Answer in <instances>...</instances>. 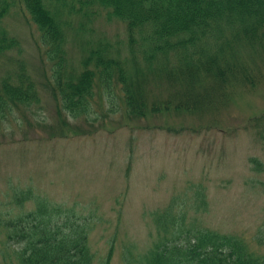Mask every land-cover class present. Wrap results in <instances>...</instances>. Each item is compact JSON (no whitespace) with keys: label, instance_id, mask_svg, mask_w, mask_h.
<instances>
[{"label":"trees","instance_id":"1","mask_svg":"<svg viewBox=\"0 0 264 264\" xmlns=\"http://www.w3.org/2000/svg\"><path fill=\"white\" fill-rule=\"evenodd\" d=\"M14 2L38 31L51 77L44 86L64 116L59 128L68 117L96 129L119 107L130 118L168 109L204 112L222 106L233 86L252 87L264 77V0H0L2 135L29 112L36 115L33 105L40 103L25 62L12 55L20 43L1 24ZM101 16L124 25L127 54L120 43L91 33ZM73 38L80 48L75 59L67 48ZM256 136L264 141V129ZM249 160L261 170L257 158ZM33 198L28 189L14 193L18 206ZM184 216L154 214L156 238L136 264H264V252L245 235L185 225ZM92 227V217L36 199L32 209L0 219L1 264H110L113 245L97 257L89 244ZM251 239L263 245L264 224Z\"/></svg>","mask_w":264,"mask_h":264},{"label":"rangeland","instance_id":"2","mask_svg":"<svg viewBox=\"0 0 264 264\" xmlns=\"http://www.w3.org/2000/svg\"><path fill=\"white\" fill-rule=\"evenodd\" d=\"M27 16L14 2L1 20L20 43L12 55L25 62L40 103L33 105L36 115L29 112L26 120L0 134V219L32 209L36 199L92 217L91 250L100 257L112 244L110 264H125V254L136 264L156 238L154 214L163 213L184 214L185 225L245 235L264 252V243L260 247L251 239L264 224V141L256 136L264 129V120H257L264 114V77L252 87L233 86L222 106L204 112L168 109L130 118L119 107L113 117L97 121L96 129L68 117L59 128L64 116L56 114L44 86L51 78L49 64ZM92 27L91 33L120 43L127 54L122 23L101 16ZM67 48L71 59L79 57L75 38ZM158 90L155 94H167ZM21 189L34 198L18 206L14 193Z\"/></svg>","mask_w":264,"mask_h":264}]
</instances>
